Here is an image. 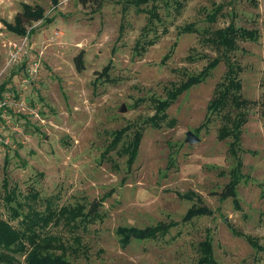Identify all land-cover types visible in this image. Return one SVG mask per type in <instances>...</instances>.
Listing matches in <instances>:
<instances>
[{"label":"rangeland","instance_id":"1","mask_svg":"<svg viewBox=\"0 0 264 264\" xmlns=\"http://www.w3.org/2000/svg\"><path fill=\"white\" fill-rule=\"evenodd\" d=\"M24 3L40 5L43 18L25 25L22 59L2 70L9 43L25 35L11 28ZM93 8L79 0H0V97L10 95L0 108V218L21 229L25 212L81 205L86 217L72 224L60 216L40 234L58 237L72 264H197L207 238L215 264H264V0H104ZM188 23L196 30H181ZM228 26L253 28L256 38L232 46L204 39ZM81 50L78 71L73 58ZM193 76L202 80L161 111L159 103ZM229 76L252 103L237 106L239 113L209 110ZM242 111L234 156V138L218 133L227 114ZM187 130L199 141L186 142ZM229 181L236 194L222 198ZM5 182L20 208L6 202ZM31 187L35 201L25 198ZM192 204L212 212L185 221ZM159 222L170 227L154 238L123 245L117 234ZM25 256L15 255L20 264Z\"/></svg>","mask_w":264,"mask_h":264},{"label":"trees","instance_id":"2","mask_svg":"<svg viewBox=\"0 0 264 264\" xmlns=\"http://www.w3.org/2000/svg\"><path fill=\"white\" fill-rule=\"evenodd\" d=\"M135 1V0H134ZM131 0V2H134ZM146 0H139V2H143ZM82 5L92 6L94 7L93 10L98 9L104 3V0H79ZM137 2V0H136ZM56 3V0H54ZM135 4V3H134ZM180 6V2H177V7ZM155 5H153V8ZM125 9V6L123 7ZM151 13V12H150ZM152 17H158L157 12H152ZM43 18V9L40 5H29L24 3L22 5V10L18 11L15 15V24L11 28L15 32H22V33H29V31L25 32V25L29 22L37 21ZM149 25L152 24V19H148ZM148 25V24H147ZM146 27V25H145ZM151 27V26H150ZM149 27V28H150ZM146 29V28H145ZM181 30L183 31H194L196 30L191 23L184 25ZM256 31L252 28H244V27H234L228 26L226 30L224 29H216L209 32V36L205 37V40L211 41V43H218L224 44L228 46H232L235 39H254L256 38ZM154 42V39H150L146 41V44H151ZM208 42V41H207ZM212 43V44H213ZM138 48L137 46H135ZM143 48V47H142ZM0 59H1V48H0ZM75 68L78 71L84 69V60H83V51H79L73 58ZM214 65V63H213ZM108 66L103 68V74L107 75ZM229 68L228 73L233 75L232 71ZM239 69V68H238ZM206 74V73H205ZM208 74V73H207ZM202 80L199 76H193L188 78L187 81L181 83L178 87H175L171 93H169V99L166 102L159 103L158 108L161 111H164L166 106H168L171 102H173L177 96L183 91L189 88L191 85L197 84ZM221 84H218L217 87H221ZM239 84L235 82L233 76H229L228 83L224 85L225 89L222 91L218 90V96L214 99L210 100L208 109L215 108V107H227L231 106V113L232 111L235 112L237 106L241 103L249 104L252 101H244L240 98L239 94L236 93L235 88L238 89ZM241 104V105H242ZM240 105V106H241ZM236 108V109H235ZM238 111V110H236ZM239 113V111H238ZM238 116H231L229 117L228 114L225 116V122L220 127L218 137L220 139H224L227 136H231L234 139L229 144L230 152L233 153L234 156H237L239 150V140L241 135V128L240 126L245 122L246 117L244 112ZM246 113V111H245ZM240 116V117H239ZM158 118V117H157ZM166 118V115L163 113L158 121H154L155 117H153L152 123L158 125ZM228 124L230 126H228ZM138 138L135 144L138 143ZM133 151V150H132ZM134 153L131 154V158L129 162H132ZM240 160L238 161V165L240 166ZM235 185L236 181H229L224 189L219 193L222 198H227L230 196H235ZM4 190L5 195L4 198L6 202H10L16 200V193H15V186L10 187L8 182L4 183ZM39 193L36 189L31 187L29 192L25 195V198L35 201L38 199ZM16 206L21 207L24 203L16 200ZM200 201V200H199ZM97 202L91 204V208L88 210V215L93 217L97 215ZM17 207H10L12 210L13 216H19L20 213ZM32 209V208H31ZM83 207L81 205L77 206H61L58 209L52 210L51 206L48 205L46 211L41 212L37 210H32L31 213L25 212L22 216L21 222L24 225L23 228L18 229L11 225L4 219L0 218V264H20L19 260L15 257L16 253H24L25 256V264H72L69 260L63 257V254L67 252L66 245L60 241V239L56 236L51 234H46L45 236H41L40 234L43 232V229L50 224V222L54 220H58V218L64 217L66 222L70 223L73 222L74 224L77 217L82 216L86 217L87 214L82 212ZM211 210L205 205H197L192 204L190 208L186 211L183 216V220H190L192 217L196 215H204V214H211ZM86 219V218H83ZM170 227V223L159 222L154 226H147L144 228H139L135 226L127 227L121 226L117 229V234L120 235V241L123 245H126L131 239H146V238H154L158 234H163L168 231ZM248 242L255 247L256 249L261 248L259 244L256 243L252 236L247 237ZM56 248H61L62 254H54ZM200 256L198 258L197 264L209 263L215 264V260L213 257V250H212V242L209 238L201 241L200 243Z\"/></svg>","mask_w":264,"mask_h":264},{"label":"built area","instance_id":"3","mask_svg":"<svg viewBox=\"0 0 264 264\" xmlns=\"http://www.w3.org/2000/svg\"><path fill=\"white\" fill-rule=\"evenodd\" d=\"M28 32L25 33L24 36H22L18 41H11L9 43V50L8 55L6 58V61L4 63L3 69H8L12 65L16 64L17 62H20L22 59V54L25 52V48L27 45V38H28ZM36 69L33 66L29 67V72L34 73ZM27 81V79H24L22 83L24 84ZM10 97L8 92H5L0 97V108L4 107L8 103V98Z\"/></svg>","mask_w":264,"mask_h":264},{"label":"water","instance_id":"4","mask_svg":"<svg viewBox=\"0 0 264 264\" xmlns=\"http://www.w3.org/2000/svg\"><path fill=\"white\" fill-rule=\"evenodd\" d=\"M123 110H124V107H122L121 111H123ZM184 139L188 143H194V142L199 141V137L191 130H187L185 132Z\"/></svg>","mask_w":264,"mask_h":264}]
</instances>
